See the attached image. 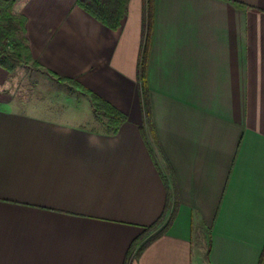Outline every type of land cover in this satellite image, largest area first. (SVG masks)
Returning <instances> with one entry per match:
<instances>
[{
    "label": "crops",
    "instance_id": "crops-1",
    "mask_svg": "<svg viewBox=\"0 0 264 264\" xmlns=\"http://www.w3.org/2000/svg\"><path fill=\"white\" fill-rule=\"evenodd\" d=\"M77 1L15 0L31 61L125 120L89 102L81 121L0 67V264H264V0H154L161 150L141 133L145 0L116 30Z\"/></svg>",
    "mask_w": 264,
    "mask_h": 264
},
{
    "label": "trees",
    "instance_id": "trees-1",
    "mask_svg": "<svg viewBox=\"0 0 264 264\" xmlns=\"http://www.w3.org/2000/svg\"><path fill=\"white\" fill-rule=\"evenodd\" d=\"M127 0H78L77 4L92 17L103 23L105 26L116 30L120 27L121 20L126 12ZM15 0H0V16H3V22L0 24V67L8 72H13L20 67H28V62L31 61V55L26 40V19L20 14L14 13L12 7ZM153 15H154V0H146L145 20L143 27V44L141 52V61L139 65V92L141 97V106L143 119L147 130L141 128V133L145 142L147 141V132L154 135L156 145L161 150L158 139L154 134V126L152 123V112L150 105L149 89L146 80V69L150 51V43L153 31ZM11 36L19 37L18 42H12L10 46L6 41ZM62 83V79L58 78ZM92 99L96 104L103 107L95 106V113L98 116L102 110L103 115L112 124V130L117 132L120 125L125 120L123 114L117 111L113 106L108 104L100 97L92 94ZM162 175V173H161ZM163 176V175H162ZM166 187L169 190V179L163 177ZM160 222V221H159ZM149 228L157 227L158 223ZM164 231V230H163ZM151 241V240H150ZM149 241V242H150Z\"/></svg>",
    "mask_w": 264,
    "mask_h": 264
},
{
    "label": "rangeland",
    "instance_id": "rangeland-1",
    "mask_svg": "<svg viewBox=\"0 0 264 264\" xmlns=\"http://www.w3.org/2000/svg\"><path fill=\"white\" fill-rule=\"evenodd\" d=\"M128 3L129 0H127L126 8L128 6ZM145 7H146V0H145ZM12 11H14L13 7H12ZM3 20H4L3 16H0V24L3 22ZM18 38L19 37L17 36H11L7 39L6 44L10 46L12 42H18L19 40ZM27 66H28L27 68L26 67H22L21 69L19 68L20 70L18 71V73H16L17 81L21 84L23 90L26 88L27 90H29L27 92L29 93L31 92L32 95L40 94L42 97L46 96V98L47 96L49 98L51 95L57 94L63 100L64 105L72 109L74 113L80 117L81 121L94 119L95 116L92 111L91 105L94 107L98 106L103 110V107L100 104H96L93 101L92 95H90L89 93L83 90L77 91L75 89L76 85L74 83L59 85L52 76L47 74L43 69L34 65L32 61L28 62ZM70 88L74 91V94H72L73 96L68 98L67 94H69ZM89 102L91 103V105ZM102 110L98 114L97 119H100L105 123H109L110 121L104 117ZM109 128L107 127V130ZM153 148L158 154L157 148L155 146H153ZM158 156L160 157V155ZM163 168L165 173L168 175L169 173L165 165H163ZM150 233L154 234L156 233V230Z\"/></svg>",
    "mask_w": 264,
    "mask_h": 264
}]
</instances>
